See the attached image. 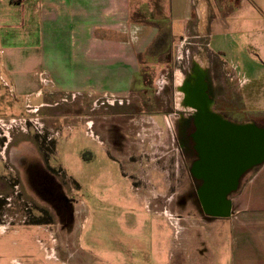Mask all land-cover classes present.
Wrapping results in <instances>:
<instances>
[{
	"label": "rangeland",
	"instance_id": "1",
	"mask_svg": "<svg viewBox=\"0 0 264 264\" xmlns=\"http://www.w3.org/2000/svg\"><path fill=\"white\" fill-rule=\"evenodd\" d=\"M189 37L182 43L176 40L172 43L169 39L173 67L182 75L180 67L188 70L196 62L208 65L205 74L213 86L217 101L215 110L231 115L229 110L240 105L234 85L220 69L217 56L203 46L205 42ZM167 45L148 49L140 55V64L163 60L165 55L161 52ZM24 63L19 61V66L30 75L19 78L23 83H14L15 94L11 92V79L6 78L8 83L0 89L1 112L4 113L0 114V131L3 132V128L7 131L5 125L9 117L27 120L23 127L9 128V135L13 137L11 145L26 155L22 167L6 159L3 152L6 141L1 135L4 140L0 142V199H3L0 200V223L10 228L0 232V264H14L11 259L24 261L22 255L25 254L30 255V264H138L140 251L155 246V232L170 233L177 228L170 226L169 219L200 213L194 193L186 182L188 172H184L182 162L178 168L176 166V149H169V152L166 149L170 134L167 120L162 123L157 117L177 111L173 109L176 94L172 85H165L167 90L163 87L159 98L156 96L157 103L153 100L156 87H152V81L162 65L158 64V68L151 65L153 77H149L146 84L143 77L134 83V86L144 83L148 91L142 94L137 88L135 97L130 95L129 106L92 109L89 95L65 96L50 84L43 85L40 77L47 74L41 58L30 60V66ZM145 68L140 67V74ZM1 74L6 75L3 71ZM177 81L176 78L178 84ZM38 88L40 90L34 94ZM29 90L30 99L25 101V94L21 92ZM180 96L179 87L177 97ZM139 97L141 102L144 99L152 102L149 106L142 104ZM20 98L22 101L18 103ZM179 104V111L174 115L177 118L183 115V106ZM97 117L100 126L83 123L90 118L97 120ZM236 117L239 121L251 118L249 114ZM100 119L106 120L103 123ZM137 130L143 142L135 138ZM155 130L162 133L158 135ZM14 133L18 135L13 136ZM151 148L163 158L147 164L148 157L136 151L152 152ZM154 165L162 169L163 187L159 186L158 175L148 169ZM5 183L11 188H5ZM150 187H156L163 194L161 203L148 195ZM177 191L173 201L167 202L170 193ZM180 224L188 227L186 221ZM164 243L171 244L170 241ZM128 247L131 257L136 259L133 263L128 261V253L123 252Z\"/></svg>",
	"mask_w": 264,
	"mask_h": 264
},
{
	"label": "crops",
	"instance_id": "2",
	"mask_svg": "<svg viewBox=\"0 0 264 264\" xmlns=\"http://www.w3.org/2000/svg\"><path fill=\"white\" fill-rule=\"evenodd\" d=\"M188 37L203 40V46L217 56L220 69L238 95L240 105L234 110L251 116V121L241 122H254L264 128V0H0V89L8 83V78L13 84V90H9L15 94L14 83H23L19 78L30 75L19 66V61L30 66V60L41 58L43 71L57 93L89 95L92 109L129 106L130 95L134 98L137 88L142 94L148 91L145 84L153 77L151 65L156 68L162 65L152 87L159 92L165 85H172L176 94L173 109L177 111L157 117L162 123L166 119L169 126L167 151L175 148L179 156L174 127L178 118L174 115L179 111V102L182 110L190 106L185 103L184 90L177 97L186 74L180 69L181 75L173 67L169 39L172 43L175 40L182 43ZM166 45V50L161 52L166 56L163 55V60L140 64V55L148 49ZM195 64L206 75L209 66ZM142 66L146 70L140 74ZM140 77L145 84L134 86ZM21 93L25 94L23 100L30 99V90ZM1 99L0 93V114L3 113ZM145 102L144 99L141 103ZM10 119L6 121L7 131H0V142L5 138L6 159L22 167L27 158L11 145L13 137L9 128L18 126L11 124ZM88 122L100 126L99 117L83 121ZM15 133L13 136L18 135ZM155 133L162 132L155 130ZM134 135L143 142L138 130ZM150 150L138 149L136 153L148 157L147 164L163 158L154 148ZM148 167L158 175L159 186L163 187L162 169L157 165ZM4 187L8 189L11 185L5 183ZM151 188L148 195L161 203L163 194L156 187ZM234 193L230 197L228 217L209 216L195 203L200 213L169 219L170 226L177 228L170 233L155 232V246L140 251L138 264H264V161L245 174ZM170 194L167 202L173 201L178 191ZM180 221H186L188 227ZM9 228L0 223V232ZM166 241L171 244L166 245ZM123 252L128 253L130 263L136 260L131 257L129 247ZM22 257L24 261L11 259V263L30 264L29 254Z\"/></svg>",
	"mask_w": 264,
	"mask_h": 264
},
{
	"label": "water",
	"instance_id": "3",
	"mask_svg": "<svg viewBox=\"0 0 264 264\" xmlns=\"http://www.w3.org/2000/svg\"><path fill=\"white\" fill-rule=\"evenodd\" d=\"M186 100L199 101L191 89ZM206 98V99H205ZM204 102L207 101L205 95ZM201 100V99H200ZM200 126V167L195 173L203 180L196 193L204 213L214 218L228 217L231 200L240 178L264 161V128L253 124H232L206 109L197 115Z\"/></svg>",
	"mask_w": 264,
	"mask_h": 264
},
{
	"label": "flooded vegetation",
	"instance_id": "4",
	"mask_svg": "<svg viewBox=\"0 0 264 264\" xmlns=\"http://www.w3.org/2000/svg\"><path fill=\"white\" fill-rule=\"evenodd\" d=\"M180 69L183 71L184 74H186L181 89L184 91H188L191 89L192 91H194V94H198L201 99V100L199 99V101H195L193 99L186 100L185 98V103H187L191 108L188 110H182L181 114L183 115H179L178 120L175 124V134H176L175 136L179 148L178 167L179 164L182 162V167L184 172L185 171L186 173L188 172L186 182H188V186L190 187V190L193 191L196 202L199 203L200 201L198 199L196 191L203 184V180L199 176V174L195 173L196 172L195 168L196 166L200 167L198 163L201 160L200 155L202 151L201 148L202 142L200 139L201 130H200V126H198L197 123V115L200 113L201 109H206L209 113H214L221 119L232 124H253V125L256 124H254V122L243 123L239 121V119L236 117L239 115V112L234 109L229 110L231 115L227 113H222L221 112L222 110L216 111L215 107L217 106V101H215L214 99V95H213L214 90L210 78L206 77V75H203V73L200 72L196 67V64L193 63L190 66V70H189L190 72L186 70L184 66L180 67ZM164 88L167 90L166 87ZM160 92H162V90L159 92L157 90L154 91L155 99L153 98V100L155 103L158 102L156 101L157 99L156 96H158L159 98ZM205 95L207 97V101H208L207 103L203 101ZM150 102H145V104L149 106ZM157 112L158 111H156L155 113ZM248 120L251 121V118H249ZM87 124H90V122H88ZM251 169H249L248 171H250ZM231 194L232 193H230V195ZM227 197L229 198V195Z\"/></svg>",
	"mask_w": 264,
	"mask_h": 264
},
{
	"label": "built area",
	"instance_id": "5",
	"mask_svg": "<svg viewBox=\"0 0 264 264\" xmlns=\"http://www.w3.org/2000/svg\"><path fill=\"white\" fill-rule=\"evenodd\" d=\"M45 79H47V80H45ZM40 80L43 83V85L49 84V80H48L47 76H44V75L41 76ZM27 106L30 107V105H27ZM10 121H11L10 122L11 124H14L15 126H18V127H23L24 125H26V122H27L26 118H24V117H21L19 119L11 118ZM5 128H7V127H5ZM3 131H4V128H3Z\"/></svg>",
	"mask_w": 264,
	"mask_h": 264
},
{
	"label": "bare ground",
	"instance_id": "6",
	"mask_svg": "<svg viewBox=\"0 0 264 264\" xmlns=\"http://www.w3.org/2000/svg\"><path fill=\"white\" fill-rule=\"evenodd\" d=\"M201 21H202V20H201ZM45 80H47V79H45ZM178 83H179V81H178ZM190 108H191V107H190ZM190 108H189V109H190ZM193 114H194V113H193Z\"/></svg>",
	"mask_w": 264,
	"mask_h": 264
}]
</instances>
